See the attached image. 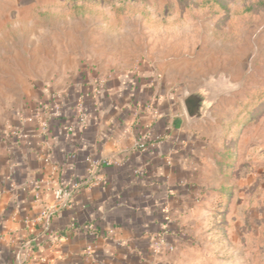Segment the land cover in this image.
<instances>
[{
  "label": "rangeland",
  "instance_id": "1",
  "mask_svg": "<svg viewBox=\"0 0 264 264\" xmlns=\"http://www.w3.org/2000/svg\"><path fill=\"white\" fill-rule=\"evenodd\" d=\"M119 74L156 75L178 113L184 95L207 93L209 116L191 133L206 141L211 187L184 245L195 264H264L260 0H0V125L28 115L45 89L61 101L77 75H99L98 94Z\"/></svg>",
  "mask_w": 264,
  "mask_h": 264
},
{
  "label": "crops",
  "instance_id": "2",
  "mask_svg": "<svg viewBox=\"0 0 264 264\" xmlns=\"http://www.w3.org/2000/svg\"><path fill=\"white\" fill-rule=\"evenodd\" d=\"M98 77L77 75L43 135L35 122L0 125V264H195L185 225L211 187L202 177L206 141L195 140L194 122L167 90L158 95L156 75H109L95 94ZM82 88L84 128L76 123ZM53 94L43 90L28 115ZM64 125L73 129L65 134ZM145 129L150 139L135 149ZM111 155L127 163L103 166L99 185L52 208V166L62 171L54 183L68 184L86 176L87 156Z\"/></svg>",
  "mask_w": 264,
  "mask_h": 264
},
{
  "label": "built area",
  "instance_id": "3",
  "mask_svg": "<svg viewBox=\"0 0 264 264\" xmlns=\"http://www.w3.org/2000/svg\"><path fill=\"white\" fill-rule=\"evenodd\" d=\"M59 95V94H58ZM86 94H80L77 96L76 102V123L78 127L84 128L86 124V114L84 109V97ZM56 93L53 94L51 103L45 107H36L34 111L29 115H24L20 117V121L24 122H35L37 124L38 133L43 135L48 130V122L50 118L59 115L62 107L61 101L55 100ZM59 97V96H56ZM65 132H69L73 129V125H66L63 128ZM150 139V133L147 129L141 132L139 138L137 139L134 148H143V141ZM73 156V154H70ZM86 176L80 180L69 179L68 184H61L59 182L54 183V176L57 173H61L59 167L52 166L50 171V179L45 181L46 184L54 185L53 196L54 205L52 208L58 207L60 205L66 204L74 191L78 189H91L101 183L102 178L99 176V171L103 166H122L127 163V159L120 157L118 155H111L108 157H90L87 156L86 159ZM54 183V184H53ZM162 242V241H160Z\"/></svg>",
  "mask_w": 264,
  "mask_h": 264
},
{
  "label": "water",
  "instance_id": "4",
  "mask_svg": "<svg viewBox=\"0 0 264 264\" xmlns=\"http://www.w3.org/2000/svg\"><path fill=\"white\" fill-rule=\"evenodd\" d=\"M186 118L190 122L203 121L209 116L211 100L201 89L191 91L181 99Z\"/></svg>",
  "mask_w": 264,
  "mask_h": 264
},
{
  "label": "trees",
  "instance_id": "5",
  "mask_svg": "<svg viewBox=\"0 0 264 264\" xmlns=\"http://www.w3.org/2000/svg\"><path fill=\"white\" fill-rule=\"evenodd\" d=\"M260 5L264 6V0H260ZM53 118V117H52Z\"/></svg>",
  "mask_w": 264,
  "mask_h": 264
}]
</instances>
